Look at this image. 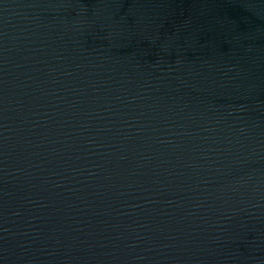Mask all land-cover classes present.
<instances>
[{
    "label": "water",
    "instance_id": "water-1",
    "mask_svg": "<svg viewBox=\"0 0 264 264\" xmlns=\"http://www.w3.org/2000/svg\"><path fill=\"white\" fill-rule=\"evenodd\" d=\"M0 264H264V0H0Z\"/></svg>",
    "mask_w": 264,
    "mask_h": 264
}]
</instances>
